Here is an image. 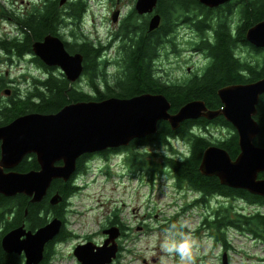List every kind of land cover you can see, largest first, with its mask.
I'll return each mask as SVG.
<instances>
[{"label": "water", "instance_id": "obj_1", "mask_svg": "<svg viewBox=\"0 0 264 264\" xmlns=\"http://www.w3.org/2000/svg\"><path fill=\"white\" fill-rule=\"evenodd\" d=\"M200 1L211 7L227 0ZM155 3L156 0H137L135 9L138 13L149 12ZM116 15L113 13L114 21ZM158 23L159 15H154L149 29H154ZM245 39L250 45L264 49V19L247 28ZM34 52L46 64H58L71 81L81 72L80 56L68 55L58 38L45 37L36 42ZM53 53L58 54V62ZM217 95L223 105L217 110L208 109L202 100L194 99L171 114L168 112L170 103L164 95L142 93L129 98L69 103L51 113L19 115L0 125V194L6 197L24 194L31 197V202H39L53 179H69L75 171L76 158L84 152H100L153 134L160 119L176 129L185 119H212L222 115L237 132L239 152L231 158L225 149L207 146L201 155L200 172L216 176L223 185L264 196V178L258 177L264 171V147L254 143L260 130L255 115L259 99L264 96V74L255 81L225 85L217 90ZM30 153L36 155L39 169L12 170ZM57 160H62L63 164L55 166ZM61 199L56 193L49 203L53 205ZM60 225L61 221L54 218L34 233L18 227L2 237V246L9 252L24 250L26 264H36L41 259L44 243L59 232ZM103 232L109 236L102 245L85 242L74 247L73 255L79 264L112 262L117 252L118 228L110 226ZM22 235H25L24 240H20ZM221 264H227L226 253L222 255Z\"/></svg>", "mask_w": 264, "mask_h": 264}, {"label": "trees", "instance_id": "obj_2", "mask_svg": "<svg viewBox=\"0 0 264 264\" xmlns=\"http://www.w3.org/2000/svg\"><path fill=\"white\" fill-rule=\"evenodd\" d=\"M166 0L158 1L159 12L165 17L167 16V3ZM180 7L172 8L175 10L187 11L188 3L186 1H178ZM197 12L201 18L193 22L195 30L199 35L203 36L207 29H210L213 24L210 19L211 10L201 7L197 3ZM75 16H79L84 10V4L79 1L76 4ZM232 7L226 8L225 12L230 13ZM53 7L48 5L44 14L39 17L38 22L34 20L25 23V28L32 34L31 38H40L39 32L44 34L48 32L51 27V20L53 19ZM237 19L233 28H230L229 21L224 18L225 16L217 15L216 26L212 30L213 41L207 39H200L198 44L199 48L203 50L207 57L210 59V66L203 75L199 78L194 76L192 79L184 82L183 84H168L162 82L156 77L155 69L153 68V60L157 56V46L164 34L169 30L168 23L161 25V27L152 35L149 36L145 31H140L136 34L131 31H125V36L122 43V53L124 57L123 63L119 65L120 75L118 76V84L120 86H111L103 78V82L107 88L105 91L100 89V81L95 79L94 75V62L93 59L99 55V48H95L92 44L88 46L81 45L79 48L85 54V73L88 76L90 86L100 99L103 96H132L140 93L147 92H161L170 102V112H176L183 104L194 99H201L209 109H219L223 107L218 95L217 90L227 84L231 83H246L255 81L261 78L264 74V60L260 68H255L251 64H243L234 57V49L237 45H248L251 50L257 54L263 55L264 49L256 48L250 45L245 40V33L248 27L255 24L259 20L264 19V0H245L237 8ZM36 19V18H35ZM129 23V21H127ZM38 27H37V26ZM38 29V30H37ZM165 29V30H163ZM240 69L247 71V75L240 74ZM103 86V85H102ZM0 85V89H1ZM87 94L82 95L75 90L68 87L65 80L48 78L46 81H39L38 85L33 90V94L27 97H20L17 94L9 96L6 102H2L0 98V125H3L13 118L21 115L27 111L39 113H51L60 109L62 106L80 100L86 97ZM257 112L255 119L260 126L259 133L256 135L254 142L258 146L264 147V96L262 95L257 104ZM204 118V117H203ZM205 119V118H204ZM203 121H206L204 120ZM217 124L230 129L232 132L226 144L223 145L217 142V145L222 146L228 154L234 158L239 152L238 135L234 127L225 120L223 116H218L216 119ZM194 119H185L176 129H172L166 120L160 119L157 123V133L154 137L158 144H164L166 136H176L189 144L192 148L191 153L181 159L172 156L163 157V161L159 164L152 159L142 160L141 164H147L154 167V172L151 173L152 179L159 175L163 166L169 168L174 176L178 185L188 183L192 189L200 190L204 194H221L224 196H232L234 199H239L247 204L264 206V196L252 194L245 189L226 187L220 183L216 177H207L199 170L201 155L204 149L212 142L206 140L204 137L197 136L191 133L188 129L194 125ZM139 156H145L148 153H137ZM151 154V153H150ZM151 156H156L152 153ZM162 157V156H161ZM145 166V165H142ZM37 163L33 158L28 160L24 158L19 166L16 168L20 171L29 169H37ZM169 172V171H168ZM260 178H264V171L259 173ZM75 192V187L70 186L69 183H63L62 180L51 181L47 189V194L39 202H31L30 198L23 194H16L14 196L6 197L0 194V208L9 211L12 207H17V214L15 220L22 215L23 209L28 208V218L32 222L41 224L44 221L46 213L62 218V209L67 206L70 196ZM58 193L62 199L59 203L51 205L48 197ZM43 211V214H42ZM230 214L227 210H218L214 218H205L203 220L206 229H215L216 242L226 246V238L223 230L234 229L238 232L248 233L254 239H259L263 244L264 249V213L255 212L253 214H242L232 210ZM39 213L43 217H40ZM114 222V221H113Z\"/></svg>", "mask_w": 264, "mask_h": 264}, {"label": "flooded vegetation", "instance_id": "obj_3", "mask_svg": "<svg viewBox=\"0 0 264 264\" xmlns=\"http://www.w3.org/2000/svg\"><path fill=\"white\" fill-rule=\"evenodd\" d=\"M79 1H81L84 4V10L77 17V16H75V12L77 10L76 4ZM86 1H84V0H19V6L18 7H15L13 5L12 0H3L2 1L3 6H0V21L3 23L0 24V28H3V31H0V55H2V56H0V64L5 63V64L11 65V64L15 63V61H18L19 63L21 62V63L25 64L26 67L28 68V74H23V80L19 84H24V85L28 84L31 86V88L26 90L25 92L20 91V89L18 87H15L13 90H10L9 88L8 89L3 88L2 91L4 93V96L0 95L1 99L3 97L8 98L9 96H13L14 94H17L20 97L30 96L33 94V90L38 85V82L39 81H41V82L46 81L48 78L65 80L68 84V87H70L71 89L75 90L76 92H78L82 95L87 94L86 97H84L80 100L74 101V102L100 101V100H103V99L108 98V97L129 98L132 96H136V95H132V96H113V95H110V96H103L100 99H96V98H98V95L94 92V89L90 86L89 81H88V76L85 73V61H86L85 57L88 54L85 56V54L81 51V49L79 47L81 45H85V44L88 46V44L90 43L95 48L100 49L99 55L93 59L94 67H95L94 68V75H95V79L100 81L99 82L100 83L99 85L101 86L100 89L102 91H105L107 86L103 82V78H105L104 81H106L111 86H116V87L120 86L118 84V81L120 80V79L118 80V76L120 75L119 65H121L123 63L122 59L124 57V54L122 53V50H124L122 48V43H123V38L125 36V31H131L132 30V33H134V34L140 32V31L141 32L145 31L147 35L152 36L161 27V25H165L166 23H168L167 28H169V30L166 34H164L162 36V38L160 40V44H158V46H157L156 54L159 55L158 53H159V49L161 47L160 45L162 44V41H165V38H167V42L170 45L171 50H174L173 38L172 37H171V39L169 38V36L172 35V30H173L172 21L173 20H175L177 18L179 19L181 17L180 19H182V21H184V22H187V24L189 26L190 23L193 25V22L195 20H198L201 18V15H199L197 11H192L190 9L187 11L171 9L172 18H169L168 16L164 17L161 14V12H159V8H158V1L159 0H156V3L154 5V7H152L151 11L145 12V13H138L137 10L135 9V4H136L137 0H133L134 6L131 9L130 13L128 11L129 14L126 13L125 15H122L119 9H116L115 11L112 12L111 21L114 23L118 21V23L116 24L115 31L110 33V37L108 38V42L106 44H104V42H99L100 39H99V41H97V39H94V42H92L90 40V37H89L90 34L96 32L98 29H92L89 27V30L85 31L83 29V27L80 28L82 18H84L85 14L87 15V13H86L87 12ZM108 1L110 3H113L112 0H108ZM243 1H245V0H227V1L222 2L216 6L209 7V6L205 5L204 3H202L200 0H197V3H199V5H201V7H204L205 9L211 10L210 15L213 16L210 19V22L213 20L211 22L213 24V26L210 29H207L206 32L209 30L212 31L213 28L216 26V17L215 16H217V15L225 16L224 18H226L230 23V28L234 29L233 26L236 23V20H232V19L234 17H235V19H237V14H238L237 8L241 5V2H243ZM48 5L52 6L53 10H54L53 19L51 20L50 30L48 32H45L44 34H42V32H39L38 37H40V38H37V39L31 38V39L27 40L28 37H32V34L25 28V23L29 22L31 20H34L36 24L39 23L38 22L39 17H41V15L45 13ZM230 7H232L231 12L230 13L225 12L226 8H230ZM115 12L117 13V15H116V20L114 21L112 16H113V13H115ZM177 12H178V14L176 15ZM154 15H159V23L154 29L151 30V29H149V22H150V19ZM124 16H126V17H124ZM130 17H133L132 22H130ZM89 21L92 23L91 19H89ZM127 21H129V23ZM4 23L11 25L13 29H6V25ZM67 25H69L70 28L75 26V25H78L79 29H75L74 31H72L74 28H71L70 30H67L66 31L67 33H66L64 28ZM163 30H165V29H163ZM206 32L203 36L199 35L198 42L196 43V45L194 47V50L203 52L205 58L207 59V64L205 66L201 67L200 69H197L196 71H193L191 77L184 79L182 81H178V82H167V81H163L157 75H156V77L159 78L160 81L166 82L168 84H183L184 82L192 79L194 76H197L199 78L203 77V75L205 74V72L207 71V69L210 66V59H209V57L206 56L205 52L199 48L198 44L200 42L201 37H202V39H207L210 42L213 41V39H214L213 37H209L206 34ZM45 37L58 38L61 41L63 48L68 55L74 56L75 54H77L80 56L81 72L75 80H73V81L69 80L58 64L53 63V64L48 65L45 62H43V60L35 54L34 44L36 42L43 41ZM119 40H121L120 46L115 43V41H119ZM118 46H119V49L117 50V54L115 55L116 60L114 63L116 65L113 67V70H111L110 65H112V62L108 58L107 50H109V48H111V47H115V49H116ZM238 47H241V49H246L247 51H250L252 54L255 52H253L251 50L250 46H248V45H237L236 48L234 49V53H235L234 57L236 59H238V61L240 63L251 64L249 62V59L243 58L242 54L236 53V49ZM255 54H257V53H255ZM258 55H261V54H258ZM262 57H263V55H262ZM155 60H156V57L153 60V68L155 69V74H156V68L154 67ZM263 60H264L263 58H261L259 60H255L254 61L255 64L253 63L251 65L255 66V68H260L263 64ZM109 69L111 71H109ZM31 70L36 71L38 73V75H31ZM239 73L240 74L245 73L247 75V71L244 69H240ZM82 77L85 78V80H86V85L88 87V90H84L83 86H80V87L75 86L76 84H78V85L81 84V81H82L81 78ZM241 83H243V82H241ZM231 84H234V83H231ZM0 85L2 87L6 85L2 77H0ZM147 93L153 94L151 92H147ZM154 93L164 95L161 92H154ZM140 94H142V93H140ZM137 95H139V94H137ZM165 98H166V96H165ZM199 100H201V99H199ZM6 101H4V102H6ZM74 102H72V103H74ZM29 112H33V111H27V112H24L22 114L29 113ZM168 112L171 114L175 113V112H170V107L168 109ZM218 116H222V115H218ZM218 116H216L212 119H206L205 117H204L205 119L203 117L196 118V119H194V121H196L195 124L190 126L188 130L191 133L196 134L197 136L204 137V138H206V140H210L212 143L209 145H215V146L223 148L222 146L217 145V142L225 145L226 140L229 139L232 132H230V129L225 128V127L217 124V121L215 119ZM203 119L206 121H203ZM158 122H159V120H158ZM213 127H215L214 132L210 130V128H213ZM219 128H221V129H219ZM157 130L158 129H156L155 133H157ZM155 133L148 134V135L143 136V137L133 138L127 144H123V145H119V146H115V147H108V148H106L100 152H92V153L91 152H84L76 158V160H75V166H76L75 171L69 177L68 180L65 181L61 178H56V179H53L52 181L62 180L63 183H69V185L71 187L74 186L75 192L70 196L72 198L73 195H75L76 192L78 191V189L80 188V187H78L76 182L79 179V177L82 176L83 172H85L87 170L86 165L91 164V162L95 161L96 159H101L105 163V161L109 160L110 157L116 158V157H118V155L126 153L127 161L128 160L130 161V159H131V162H132V160L136 159V155H137L138 151H135V150H138V148H144L148 145L163 146V147L167 148L168 150H170L171 153H169V155H164V154L159 155L158 153H155L156 156H162V159L160 161L152 159V160L157 161L156 164L158 165V168H161V165L159 163L163 161V157L172 156V157H175L177 159H181L185 156H188L191 153L192 148L187 143L186 144L188 147V151H186V152H179L172 145L173 140L179 139L176 136L177 133H174L172 136H166L164 138L166 143H164V144H158L157 143V140L154 137ZM141 153H147V152H141ZM128 156L130 158H128ZM33 157L37 163V166H38L37 169H39L40 166H39V163L37 161V157L34 153H30L27 156H25V158L28 160H31V158H33ZM126 157H125V161H126ZM148 159H150V158H148ZM19 164L15 168H13L12 170L18 171V172H25V171H20V170L16 169L19 166ZM62 164H63L62 160H57L54 162L55 166H60ZM135 165H136L135 171L140 172L141 174L148 175V180L150 182L153 180L152 179L153 175L151 173L154 172L155 165L153 166L152 169H151V166L147 165V164L135 163ZM142 165H145V166H142ZM37 169H34V170H37ZM29 170H31V169H29ZM5 171H7V170L5 169ZM26 171H28V170H26ZM159 175L169 176L172 179L173 187L176 188V190L184 191L186 189V191L194 192L195 196H193L192 198H189V199H185V197L182 195V198H184V202H182L183 207L181 209H178L177 211H175L174 215H172L171 219H169L168 217H163L162 222H160L159 224H153L152 222L148 221L149 217H144L142 220L136 222L135 225L132 226V225H129L128 223L125 224L122 221V219L118 217L117 212H113L112 213V215L114 216L113 219L109 218L105 227H103L98 232L99 240H95V238H93L92 236H89V235H86L83 238L77 237V235L73 234L71 229L68 228V219H67L66 213H68V211H70L69 210L70 208L68 207L70 202L69 203L67 202L68 203L67 206L63 207L62 218H59L50 212L46 213L45 217L42 216L43 211H42V214L39 213L40 217L44 218V221L41 224L34 223L31 221V219L28 218V216H27L28 215V208H26V207L23 209L22 215L19 216L16 220H15V214L18 213L17 207H12V209L9 211H5L2 208H0V264H26V258H25L24 250H22L20 253L14 252V251L9 252V251L4 250V248L2 246L1 239L6 233H8L9 231L16 229L18 227H21L25 232L34 233L35 231H37L39 228L46 225L50 220H52L54 218H57L61 221L59 232L55 236H53L50 240H48L47 242L44 243L43 249H42L41 259L36 264H50V262H52L55 259V257L57 256V248L59 247V245L67 242L69 239H73V238L77 239L73 243V245L71 246L72 250H73L75 245L81 244L84 242L92 241L94 243V245H101L109 236L108 234L104 233L103 231L110 226H116L118 228V232H119V235L115 239V242L117 244V255H116V258L111 263V264H115L116 261H120V259L123 258V255L125 253H128V254L132 253V250H130L128 248V244L132 243L133 240L139 239L138 238L139 236L149 237V236L153 235V233H152L153 231H156L160 235H169V233L171 232V234L176 237L177 234L180 233V231H186V227L184 226L183 223H181L178 220V218L182 214H185L187 212V210H191L194 207H198L199 209H202V211H200V212H202L203 214L207 215L208 217H212V218H214L215 214L218 213V210L222 211L225 209V210L229 211L230 214L233 213L232 208H231L232 205L225 206L223 201L226 200V201L231 202L232 200H235L234 197L224 196L221 194H212V195L204 194L200 190L192 189L188 183L187 184L183 183L181 185H178L176 179L174 178V176L170 172L169 168L166 166H163ZM159 175H157V176H159ZM205 176H207V175H205ZM207 177H216V176H207ZM224 186H226V185H224ZM226 187L228 188L229 186H226ZM46 194H47V192H46ZM181 194H182V192H181ZM25 196L28 198H31L30 196H27V195H25ZM48 198H50V197H48ZM217 203H218V206H213L214 204H217ZM145 213H143V214H145ZM205 224L206 223L201 222V221L198 222L197 227L200 225V227H198V229L205 228L206 227ZM215 232L216 231L211 232V235H210L211 239L214 241H216ZM223 232H225V230H223ZM25 235H26V233H25ZM25 235H22L20 237V240H24ZM176 238L178 239L179 237H176ZM226 244H227L226 246L220 244L221 249H222V253L223 252L227 253V251H228L227 249L230 248L229 241L226 242ZM72 256L73 255L71 254V257ZM143 263H146L144 259H143Z\"/></svg>", "mask_w": 264, "mask_h": 264}, {"label": "rangeland", "instance_id": "obj_4", "mask_svg": "<svg viewBox=\"0 0 264 264\" xmlns=\"http://www.w3.org/2000/svg\"><path fill=\"white\" fill-rule=\"evenodd\" d=\"M2 1L0 0V6H3ZM12 1L15 7L19 6V0ZM112 1L113 3L108 0L86 1L87 15L85 14L82 18L80 28L83 27L85 31L89 30V27L98 29L89 36L92 42H94V39H97V41L100 39L99 42L106 44L110 33L115 31L118 23V21L115 23L111 21L112 12L119 9L121 14L125 15L128 11L130 13L134 6L133 0ZM178 1H186L188 9L197 11V0H166V12L169 18H172L171 9L180 7ZM180 18L172 21L173 30L172 35L169 36L170 39L173 38L174 50H171L167 38H165V41H162L160 45L159 55L156 56L154 64L156 75L167 82H178L187 79L192 76L193 71L207 64L203 52L194 50L199 39L198 32L191 23L188 26L187 22L182 21ZM89 19L92 20V23ZM132 20L133 17H130V22ZM232 20H236L235 17ZM155 22L156 19L154 18L153 23ZM1 23L3 22L0 21ZM5 25L6 29H13L11 25ZM71 28H74L72 31L79 29L78 25ZM71 28L69 25L65 26V32ZM0 31H3V28H0ZM206 34L212 37L211 30L207 31ZM115 43L120 46L121 40L115 41ZM119 46L116 49L111 47L107 50L108 58L112 62V65H110L111 70L116 65L114 64L115 55ZM236 53L249 59L251 64H255V60L262 58V55L252 54L246 49H241V47L236 49ZM110 69L109 71H111ZM23 74H28V68L21 62L15 61L11 65L0 64V77L3 78L6 84L0 89V95L4 96L3 88L13 90L18 87L22 92L30 89L31 86L28 84H19L23 80ZM31 75H38V73L31 70ZM81 79V84L75 86H83L84 90H88L85 78L82 77ZM6 100L7 98H2V102ZM210 130L214 132L215 127L210 128ZM172 145L179 152L188 151L186 142L180 139L173 140ZM135 151H138L137 153L147 152L148 154L145 156L137 154L136 159L131 162V159L127 161L126 153H123L116 158L110 157L105 163L101 159H96L91 164L86 165V172H83L76 182L80 188L71 198L68 206L70 211L66 213L68 228L77 237L83 238L89 235L95 240H99L98 232L105 227L108 219L113 217V212H117L118 217L125 224L128 223L132 226L144 217H149L148 221L153 224H159L162 222L163 217L171 219L174 212L183 207L184 198H182V195L185 199L195 196L194 192L186 191V189L184 191L176 190L173 187L172 179L167 175L155 176L150 182L148 175L135 171V163H142V160L148 158L160 161L162 157L151 156L152 153L169 155L170 150L163 146L148 145ZM128 158L130 157L128 156ZM223 202L225 206L232 205V210L242 214H253L257 211L264 212V206L247 204L239 199ZM213 206H218V203ZM200 211L202 209L194 207L178 218L186 227V231H180L176 237L180 238L181 235H184L185 238L191 237L194 241L193 256L195 264H221V243L212 240L210 237L211 232L215 229L203 228L195 232L198 222L202 221L205 215ZM225 230L227 241L230 243V248L227 249L229 264H264V249L259 239H254L248 233L237 232L233 229ZM152 233V236H139V239L129 243L128 248L132 250V253H125L123 258L116 261L115 264H161L162 257L166 264H178V256L175 254L168 255L161 251V244L169 235H160L156 231ZM76 240V238H73L60 244L57 248V256L50 264H79L74 256L71 257V246ZM143 259L146 263H143Z\"/></svg>", "mask_w": 264, "mask_h": 264}, {"label": "clouds", "instance_id": "obj_5", "mask_svg": "<svg viewBox=\"0 0 264 264\" xmlns=\"http://www.w3.org/2000/svg\"><path fill=\"white\" fill-rule=\"evenodd\" d=\"M194 241L191 237L185 238L181 235L177 239L174 235L169 233V236L161 244V251L168 255L175 254L179 257L178 264H195L193 256ZM161 264H166L164 258H161Z\"/></svg>", "mask_w": 264, "mask_h": 264}, {"label": "bare ground", "instance_id": "obj_6", "mask_svg": "<svg viewBox=\"0 0 264 264\" xmlns=\"http://www.w3.org/2000/svg\"><path fill=\"white\" fill-rule=\"evenodd\" d=\"M51 55H52V54H51ZM54 55H55V54L53 53L52 56L55 57V58H57L55 61L58 62V56H57L58 54L55 55V56H54ZM66 59H67V60H71L69 57H67ZM60 60H61V59H60ZM61 62H62V61H61ZM59 63H60V62H59ZM66 67H67V66H66Z\"/></svg>", "mask_w": 264, "mask_h": 264}]
</instances>
